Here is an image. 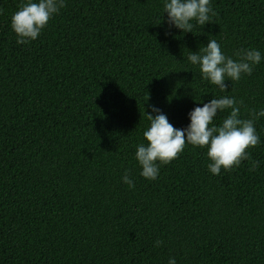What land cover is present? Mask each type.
Returning <instances> with one entry per match:
<instances>
[{"label":"trees","instance_id":"trees-1","mask_svg":"<svg viewBox=\"0 0 264 264\" xmlns=\"http://www.w3.org/2000/svg\"><path fill=\"white\" fill-rule=\"evenodd\" d=\"M22 2L0 0V264H264V117L251 160L219 175L190 144L155 180L135 159L153 106L177 129L224 95L241 118L264 109V0H210L192 32L167 22L165 0H65L18 44ZM211 39L233 59L261 53L227 92L187 59Z\"/></svg>","mask_w":264,"mask_h":264},{"label":"clouds","instance_id":"clouds-1","mask_svg":"<svg viewBox=\"0 0 264 264\" xmlns=\"http://www.w3.org/2000/svg\"><path fill=\"white\" fill-rule=\"evenodd\" d=\"M65 7V0H23L11 17V29L17 36L18 44H26L38 38L49 20ZM164 13L167 22L182 32H192L194 26L208 24L210 15L216 13L210 7V0H165ZM195 22V24L193 23ZM236 59L226 56L215 39L208 40L207 46L196 53L190 52L187 59L198 65L204 80L227 92L225 81H238L242 75H251L255 65L261 61V53L256 49H238L233 54ZM243 101L224 95L212 98L203 107H195L189 112L190 123L186 128L177 129L165 114L152 107L145 113L150 126L143 132L145 143L137 145L135 159L141 167V176L155 180L159 174V164H168L178 158L186 145L206 148L210 161L208 170L213 175L238 167L244 160H251L249 149L260 144L255 122L264 117V109L249 113L250 118H241ZM230 110L219 126L212 122L219 111ZM258 162L252 161L250 170H255ZM122 182L129 188L135 183L126 170ZM162 241H156L160 246ZM168 264H175L170 258Z\"/></svg>","mask_w":264,"mask_h":264}]
</instances>
